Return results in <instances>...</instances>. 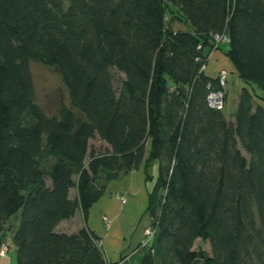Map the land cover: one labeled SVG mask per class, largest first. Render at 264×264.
Here are the masks:
<instances>
[{"label": "trees", "instance_id": "16d2710c", "mask_svg": "<svg viewBox=\"0 0 264 264\" xmlns=\"http://www.w3.org/2000/svg\"><path fill=\"white\" fill-rule=\"evenodd\" d=\"M217 49L243 83L228 116L207 72ZM31 60L66 89L54 114L34 100ZM153 163L140 264H264V0H0V244L20 209L16 264H115L89 209ZM76 210L83 225L59 231Z\"/></svg>", "mask_w": 264, "mask_h": 264}, {"label": "crops", "instance_id": "0c3cea01", "mask_svg": "<svg viewBox=\"0 0 264 264\" xmlns=\"http://www.w3.org/2000/svg\"><path fill=\"white\" fill-rule=\"evenodd\" d=\"M207 72L215 76L221 68L229 72L226 91L233 83L236 87L235 102L238 91L243 86L237 77L235 69L223 51L213 50L208 56ZM155 163L144 169L140 167L105 183V190L101 197L91 206L87 217V225L99 237V245L105 259L115 264H140L144 254V247L140 244L142 229L150 222L145 211L147 195L154 182ZM148 174V177L146 176ZM119 196L125 197L122 202ZM107 216L110 223L103 222ZM83 225L79 210L68 219L61 221L56 227L62 232H72ZM15 250V248H14Z\"/></svg>", "mask_w": 264, "mask_h": 264}, {"label": "rangeland", "instance_id": "374dc122", "mask_svg": "<svg viewBox=\"0 0 264 264\" xmlns=\"http://www.w3.org/2000/svg\"><path fill=\"white\" fill-rule=\"evenodd\" d=\"M175 28H185V23H182L178 20L173 22ZM208 67V66H207ZM29 69L32 78L33 84V97L34 100L41 106L47 114H54L57 112L58 108L62 104H67L68 96L66 89L61 81L59 73L56 68L48 67L41 64L38 61L31 60L29 61ZM113 73V83L115 86H118L122 78L124 77L123 73L116 69H112ZM227 78L225 84L228 83L229 72H227ZM226 87V86H225ZM237 87L231 83L229 86V93L226 91L227 95V106L224 110L225 114L228 116L232 113L235 106V93ZM92 145L98 148H103L104 143L98 138L92 140ZM246 155V153L243 151ZM156 169V165L154 167ZM100 180L102 177L99 178ZM151 187L153 186L152 184ZM150 187V188H151ZM74 195V189L71 190V196ZM21 210L19 209L15 214L10 216L4 227H3V242H8V251L5 256H0V264H16L15 262V250L14 244L11 239L12 228H15L18 224ZM104 222V221H103ZM150 223V222H149ZM149 223L147 225H149ZM193 247L195 249L201 248L210 252V246L207 241L200 239L195 240Z\"/></svg>", "mask_w": 264, "mask_h": 264}, {"label": "built area", "instance_id": "2783aa9c", "mask_svg": "<svg viewBox=\"0 0 264 264\" xmlns=\"http://www.w3.org/2000/svg\"><path fill=\"white\" fill-rule=\"evenodd\" d=\"M224 39V38H223ZM220 40H222V38L216 34L213 36V42L217 43ZM204 68V65L202 67V69ZM228 71L224 68H221L217 71L216 73V77L218 79L219 84L224 87L225 86V82H226V78H227V73ZM207 103L209 106L217 108V109H223L225 106V91L224 89H212L208 92L207 94ZM120 200L122 202L125 201V197L123 196H119ZM102 220L104 221L105 224H109L110 223V219L107 216H103ZM154 227L151 224V222L149 223V225H146L143 227L142 229V239L140 244L144 247H147L153 237H154ZM8 251V243L3 242L0 244V256H5L6 252Z\"/></svg>", "mask_w": 264, "mask_h": 264}]
</instances>
